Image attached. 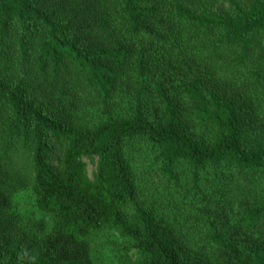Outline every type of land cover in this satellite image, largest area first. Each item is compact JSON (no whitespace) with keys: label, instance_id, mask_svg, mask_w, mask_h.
I'll use <instances>...</instances> for the list:
<instances>
[{"label":"trees","instance_id":"16d2710c","mask_svg":"<svg viewBox=\"0 0 264 264\" xmlns=\"http://www.w3.org/2000/svg\"><path fill=\"white\" fill-rule=\"evenodd\" d=\"M22 248L264 264V0H0V264Z\"/></svg>","mask_w":264,"mask_h":264},{"label":"rangeland","instance_id":"374dc122","mask_svg":"<svg viewBox=\"0 0 264 264\" xmlns=\"http://www.w3.org/2000/svg\"><path fill=\"white\" fill-rule=\"evenodd\" d=\"M87 162V168L88 171L91 172L94 169V163L91 162L89 159H85ZM62 240L60 239V244L62 245L63 254L67 257L74 256V255H80L81 252H84L85 248L83 244L80 241H76V239L73 238H66V236H63ZM89 261V260H88Z\"/></svg>","mask_w":264,"mask_h":264},{"label":"clouds","instance_id":"9594fccd","mask_svg":"<svg viewBox=\"0 0 264 264\" xmlns=\"http://www.w3.org/2000/svg\"><path fill=\"white\" fill-rule=\"evenodd\" d=\"M18 257L22 260L26 258L29 264H35V256L28 248H22L18 254Z\"/></svg>","mask_w":264,"mask_h":264}]
</instances>
